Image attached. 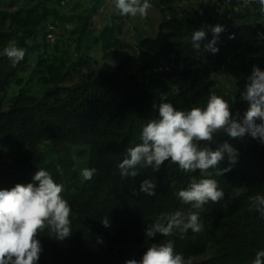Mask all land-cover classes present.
Wrapping results in <instances>:
<instances>
[{"label": "trees", "instance_id": "trees-1", "mask_svg": "<svg viewBox=\"0 0 264 264\" xmlns=\"http://www.w3.org/2000/svg\"><path fill=\"white\" fill-rule=\"evenodd\" d=\"M92 1L73 32L76 46L71 50L66 42L60 48L58 37L60 26L69 24L70 0H0V188L32 182L34 173L45 169L63 185L61 195L71 207L70 237L60 242L47 229L37 234L43 248L38 264H126L140 260L151 244L167 240L192 264H252L264 250V217L249 210L252 198L264 195V144L249 136L230 139L222 130L211 142H200L215 148L230 139L238 148V162L219 176L215 169H209L211 177L199 170L186 173L165 161L159 170L138 167L136 177H122L118 164L127 148L141 142L142 127L158 117L153 104L162 96L177 109L190 110L205 107L216 94L233 114L243 115L249 105L240 92L247 76L253 65L264 68V13L259 4L150 0L161 14L157 35L137 34L139 52L126 53L112 64L107 56L118 49L123 16L114 13L96 31L93 13L101 0ZM50 23L58 29L53 41L46 36ZM217 23L224 25L219 51L213 55L193 50L192 32ZM207 39H212L210 32ZM96 45L104 54L100 65L89 54ZM10 46L25 51L15 66L3 54ZM32 54L33 71L24 80L17 75ZM132 61L137 62L135 70L129 69ZM159 66L164 68L156 69ZM217 72L233 79L230 92ZM33 78L43 86L36 94L22 86ZM12 82L20 87L7 99ZM71 146L77 148L75 154ZM218 167H230L227 157ZM84 168L96 170L90 181L80 176ZM193 178L215 179L223 198L198 210L182 203L177 193ZM145 179L155 183V195L139 191ZM177 211L185 217L198 211L201 231L145 239L147 225ZM105 217L109 227L101 222Z\"/></svg>", "mask_w": 264, "mask_h": 264}, {"label": "clouds", "instance_id": "clouds-1", "mask_svg": "<svg viewBox=\"0 0 264 264\" xmlns=\"http://www.w3.org/2000/svg\"><path fill=\"white\" fill-rule=\"evenodd\" d=\"M264 13V0H255ZM121 16L145 17L150 8V0H113ZM224 31L222 24H204L191 35V47L215 55L219 51L217 41ZM212 39L208 40V33ZM232 38V37H229ZM13 66L23 60L25 51L16 46L3 50ZM240 98L249 107L243 115L233 114L229 103L216 94L210 95L205 107L190 110L177 109L171 102L161 97L158 117L150 119L142 127L140 143L126 149V155L118 164L122 177H136L138 167H151L159 170L165 161L177 164L186 173L197 170L207 177L224 175L239 159L238 148L230 139L249 136L264 144V68L253 65L247 76ZM223 131L230 139L215 148L202 146L200 142H211L213 134ZM227 157L230 167L218 165ZM94 168H84L80 172L83 181H90ZM156 185L152 180L141 182L139 191L149 196L155 195ZM63 185L57 183L49 172L39 169L27 184L17 183L11 188H0V264H38L43 251L38 233L48 230L56 241H64L72 235L71 207L61 193ZM184 204L192 209H202L209 202H217L224 196L215 179L193 178L188 186L177 193ZM250 211L255 210L264 217V195L252 198ZM105 227L110 226L108 217L101 220ZM202 223L198 211H191L187 217L179 211L163 216L147 225L144 231L146 240H154L157 235L173 236L185 234L189 230L199 232ZM102 242V241H101ZM126 264H192L191 258L174 251V242L153 243L147 247L140 260H128ZM252 264H264V250L256 253Z\"/></svg>", "mask_w": 264, "mask_h": 264}, {"label": "rangeland", "instance_id": "rangeland-1", "mask_svg": "<svg viewBox=\"0 0 264 264\" xmlns=\"http://www.w3.org/2000/svg\"><path fill=\"white\" fill-rule=\"evenodd\" d=\"M105 4V10L103 13H101V16H105L103 17V19H107L109 17L110 12L112 11V9L115 8L113 0H111V4L107 3V1L104 2ZM148 15L150 16L149 19H143L142 17H140L139 15L137 16H132L131 20L132 22H130V24H126L124 25V28L127 30V32H132L133 30L131 29V25L134 26V24L137 27L136 33L139 36H156L159 30V24H160V13L158 11V9L153 5L149 8L148 10ZM102 19V17H100V20ZM156 19V20H155ZM100 20H97V22H101ZM156 22V23H155ZM136 33H134L133 35H131V37H129L128 40H133V37H136ZM144 33V34H143ZM69 36V28L68 27H61L60 26V30L58 33V37L60 38V40H62V42L60 43V48L66 47V44H64V42H69L68 39ZM129 36V35H128ZM94 57L96 58V62L97 65H100L103 62V58L101 57L102 51L100 52V50L94 51L93 52ZM122 57V53L119 52L116 55H112L108 58V62L112 63V64H117L120 60L119 58ZM31 61L29 62L28 65H26L24 70H20L17 76H23L24 80H27L30 77V74L33 71V67H34V62H35V55H31ZM136 65L137 62L136 61H132V63L129 64V69L130 70H135L136 69ZM218 80L220 81V83L222 85H224V87L226 88L227 92H230L232 90V88H234V84H233V79L226 73L224 72H217V74L215 75ZM74 81L73 79H69L66 81V83H72ZM22 86H25L26 89H29L32 93H38L40 91H42L43 86L39 83H37L35 81V79H31L30 83L25 85V82H23ZM19 84H16L15 82H12L6 92V98L8 99L10 96H12L14 93H16L19 89ZM4 95V93H0V98L1 96ZM8 101L5 103L4 108H8ZM70 149L74 150L73 153L75 151H77V148L71 146ZM64 153V151H63ZM75 154V153H74Z\"/></svg>", "mask_w": 264, "mask_h": 264}, {"label": "crops", "instance_id": "crops-1", "mask_svg": "<svg viewBox=\"0 0 264 264\" xmlns=\"http://www.w3.org/2000/svg\"><path fill=\"white\" fill-rule=\"evenodd\" d=\"M105 1H107V3L111 4V0H101L99 5L97 6V8L95 9V11L93 13V21H92L93 27L92 28L94 30H96V31H100V29L104 26V24H106V22H108L110 19H112L114 17V13H118V10L116 8H114L110 12L109 17L107 19L106 18L103 19V17H105V16H101L100 14L103 13L104 10H105V4H104ZM92 3H93L92 0H70L69 10L67 12V14L69 15V24H66L65 26L69 28V42H66V44H69V48H71V50H73L75 48V46H76V43H75L74 40H75L77 35L75 33H73V32L77 28V26H79L80 18L86 14V12L90 9ZM150 5L153 6V4L151 2H150ZM158 11H159V9H158ZM159 13H160V11H159ZM160 16H161V14H160ZM100 17H102L101 20H100ZM149 17L150 16L147 14L145 17H142V18L143 19H149ZM131 18H132V16H130V15L123 16V19H122V21L120 23L121 27H122V32H121V35H120V39H121L120 44H119L117 50L116 49H112L111 51H109L108 56H107V60H108V58L110 56L116 55L119 52L122 53V57L126 53L132 54L133 52H135V53L139 52V50H138V41H137V38H136L137 37V33H136L137 27H136V25L135 24H134V26L131 25V29L133 30L132 32H127V30L124 28V25L130 24V22H132V21H130ZM97 20H100L101 22H97ZM160 21H161V18H160ZM59 30H60V28H59ZM134 33H136V37L134 36L133 40H128L129 37H131V35H133ZM97 50H100V52L102 51L100 45L94 46L89 51V54L94 57L93 52L97 51ZM102 53H103V51H102ZM103 55L104 54H101L102 58H103ZM122 57H120L119 60H121ZM94 60L96 61L95 57H94Z\"/></svg>", "mask_w": 264, "mask_h": 264}, {"label": "built area", "instance_id": "built-area-1", "mask_svg": "<svg viewBox=\"0 0 264 264\" xmlns=\"http://www.w3.org/2000/svg\"><path fill=\"white\" fill-rule=\"evenodd\" d=\"M58 31L57 29V26L55 24H52L50 23L49 26H48V33H47V40H55L56 38V35H55V31ZM164 67L163 66H159L158 68L156 69H163ZM166 69H169L168 67H165Z\"/></svg>", "mask_w": 264, "mask_h": 264}]
</instances>
